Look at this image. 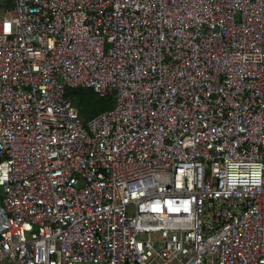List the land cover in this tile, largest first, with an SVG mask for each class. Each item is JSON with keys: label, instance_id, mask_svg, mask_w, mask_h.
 <instances>
[{"label": "built area", "instance_id": "2783aa9c", "mask_svg": "<svg viewBox=\"0 0 264 264\" xmlns=\"http://www.w3.org/2000/svg\"><path fill=\"white\" fill-rule=\"evenodd\" d=\"M3 258L264 264V0H7Z\"/></svg>", "mask_w": 264, "mask_h": 264}, {"label": "trees", "instance_id": "16d2710c", "mask_svg": "<svg viewBox=\"0 0 264 264\" xmlns=\"http://www.w3.org/2000/svg\"><path fill=\"white\" fill-rule=\"evenodd\" d=\"M65 97L77 106L79 115L83 120L113 105L111 95L99 96L91 88L68 87L65 89Z\"/></svg>", "mask_w": 264, "mask_h": 264}, {"label": "rangeland", "instance_id": "374dc122", "mask_svg": "<svg viewBox=\"0 0 264 264\" xmlns=\"http://www.w3.org/2000/svg\"><path fill=\"white\" fill-rule=\"evenodd\" d=\"M7 0H0V16L3 12V6L6 4ZM0 264H14V263H8L6 258H3L0 260Z\"/></svg>", "mask_w": 264, "mask_h": 264}]
</instances>
